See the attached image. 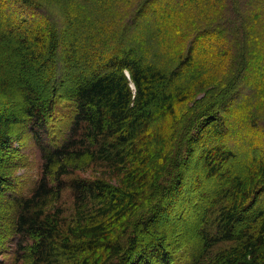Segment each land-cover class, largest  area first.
<instances>
[{
    "label": "trees",
    "instance_id": "obj_1",
    "mask_svg": "<svg viewBox=\"0 0 264 264\" xmlns=\"http://www.w3.org/2000/svg\"><path fill=\"white\" fill-rule=\"evenodd\" d=\"M0 200L16 264H264V0H0Z\"/></svg>",
    "mask_w": 264,
    "mask_h": 264
},
{
    "label": "rangeland",
    "instance_id": "obj_2",
    "mask_svg": "<svg viewBox=\"0 0 264 264\" xmlns=\"http://www.w3.org/2000/svg\"><path fill=\"white\" fill-rule=\"evenodd\" d=\"M57 19L59 20V18ZM251 88L252 87H248L244 91L245 92L246 90L249 91L251 90ZM58 110L62 112L57 113L55 120L53 117L52 123L51 125H49V127L51 126L53 127L49 128L50 133L48 134L46 138L47 141L51 140L53 144H56L57 139L63 136L64 130H61L62 125L60 123L66 122L67 117H68V114L64 109L62 110L58 109ZM53 121L54 122L57 121V123L53 125ZM53 136H55V138L51 139L53 138ZM13 148L18 150V152H16V154L11 155L12 160L17 162V164L13 163V161L11 162V165L13 166V171H11L13 173L12 177L15 180H14V184H13V180L11 181L10 190H11V193L13 191L20 195L21 194L27 195L28 189L31 187V185L33 184L35 180L39 179V176L41 175V166H42L41 155H40L39 150L37 149L36 144L32 143L31 140L25 141L23 143L15 142L13 144ZM230 148L234 149L232 144H230ZM192 160L194 162L192 163L190 169L192 171L199 170L200 156L196 155ZM88 174H90V171ZM217 188H218V185L216 184L215 181H209L205 183L203 190H201V193L212 194L213 191ZM61 206H63V209L66 210V214H68L71 217L72 210L74 209V203L68 191L62 197ZM196 209L197 208H189L185 212L183 219H180L178 215L174 216L173 218V225L176 228V232L177 233L182 232V235H183V234H186L185 232L187 231V234L191 236L186 239L185 238L182 239L183 242H186V241L191 242V243L195 242L192 236L195 233V231L198 229V227L200 226L198 224L199 216H198V211ZM180 239H181V235L177 237V240H180ZM13 249H14V246L12 245L8 253H6L3 256L0 255V264H16V261L14 259V254L12 251Z\"/></svg>",
    "mask_w": 264,
    "mask_h": 264
}]
</instances>
